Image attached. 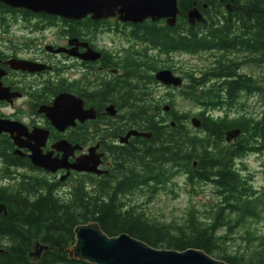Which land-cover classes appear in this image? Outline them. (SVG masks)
Segmentation results:
<instances>
[{
    "label": "trees",
    "instance_id": "obj_1",
    "mask_svg": "<svg viewBox=\"0 0 264 264\" xmlns=\"http://www.w3.org/2000/svg\"><path fill=\"white\" fill-rule=\"evenodd\" d=\"M179 8L181 13L203 9L206 22L191 26L180 19L177 28L147 34L174 38L151 44L163 52L214 59L198 75L184 72L185 89L177 90L199 107V132L185 124L188 113L176 111V95L170 94L169 112L153 106V77L147 74L142 80L136 74L120 88L127 94L122 111L129 125L149 132L151 140L137 143L127 154L124 186L113 191L104 182L92 192L85 186L90 177L65 192L33 177L12 187L0 185V204L7 211L0 214V264H92L71 260L67 253L76 243V228L89 223L109 237L126 234L160 250L197 249L230 264H264V234L254 227L264 221V187L257 189L245 165L240 168L249 155L264 154V82L241 72L244 66H264V0H179ZM141 92L145 99L139 98ZM244 95L259 97V116L240 113ZM233 111L239 115L229 116ZM233 129L241 135L227 143L226 132ZM182 173L194 188L212 185L216 200L203 212L190 207L180 222L160 221L117 198L119 189L133 193L146 186L157 193ZM240 229L245 246L231 250Z\"/></svg>",
    "mask_w": 264,
    "mask_h": 264
},
{
    "label": "flooded vegetation",
    "instance_id": "obj_2",
    "mask_svg": "<svg viewBox=\"0 0 264 264\" xmlns=\"http://www.w3.org/2000/svg\"><path fill=\"white\" fill-rule=\"evenodd\" d=\"M46 1L0 0V185L12 187L33 177L65 192L90 177L85 186L92 192L104 182L114 191L128 177L127 154L151 140L131 134L149 132L125 120L127 94L120 88L136 74L142 80L149 74L155 81L152 105L170 109V94L175 97L178 88L156 75L169 70L179 76L178 54L151 44L174 38L147 31L177 28L180 19L189 23L187 13L182 11L170 27L165 18L134 23L121 20L119 13L66 18L44 10ZM179 77L185 82L184 75ZM155 85L168 91L165 97L153 99ZM51 112L59 113L58 125ZM35 154L55 170L34 166L29 156ZM87 156L100 161L99 172L73 168ZM133 194L119 189L117 198L128 202Z\"/></svg>",
    "mask_w": 264,
    "mask_h": 264
},
{
    "label": "water",
    "instance_id": "obj_3",
    "mask_svg": "<svg viewBox=\"0 0 264 264\" xmlns=\"http://www.w3.org/2000/svg\"><path fill=\"white\" fill-rule=\"evenodd\" d=\"M225 1V0H221ZM41 7L51 14L66 18H81L93 13L95 18H103L120 14L126 22H142L145 19H167L173 27L177 23L180 12L179 0H47ZM207 9L208 5L204 6ZM191 26L205 23L206 17L199 9H191L187 13ZM156 79L166 86L181 88L184 80L169 70L157 73ZM168 112L169 108H164ZM49 117L59 124V113H50ZM191 124L196 129L202 125L198 117H193ZM175 126L174 123H172ZM135 136L150 138L149 133L132 132ZM241 135V130L226 132V142L231 143ZM132 135H130L131 137ZM34 166L53 171L41 155H31ZM99 163L93 162L92 156L79 160L73 168L79 172H99ZM196 165V163H195ZM7 215L6 207L0 204V214ZM76 243L67 250L71 260L85 261L92 264H230L214 258L204 251L188 249L186 251L160 250L138 241L126 234L116 237L107 236L96 223L78 226L75 230ZM2 250H0V253Z\"/></svg>",
    "mask_w": 264,
    "mask_h": 264
},
{
    "label": "rangeland",
    "instance_id": "obj_4",
    "mask_svg": "<svg viewBox=\"0 0 264 264\" xmlns=\"http://www.w3.org/2000/svg\"><path fill=\"white\" fill-rule=\"evenodd\" d=\"M176 59L180 64L179 69H182V71H179V76H183L184 72H194V74L198 75V71L207 67V65L214 60L208 54H201L198 56L178 54L176 55ZM241 72L257 79L260 84L264 82V66H244ZM183 89H185V87ZM167 92L165 88L160 89L157 85L152 87L153 99L156 96L165 97ZM175 95L178 97L176 111L180 114L188 113L190 117L193 118L200 112L197 105L185 100L180 93H175ZM240 104L245 105V111L240 112L241 114L247 113L259 116L263 112L262 103H260L258 96L251 97L244 95L240 99ZM161 113L163 114L162 111ZM215 115L223 116L224 113L216 112ZM236 115H239V112L233 111L229 113L231 117ZM191 118L185 124L192 131L199 132V130L190 123ZM243 165L246 167V170H244L246 175L253 177L254 186L257 189L264 187V154L249 155L240 164L242 170L244 168ZM133 193L134 194L128 200L129 205H139L142 211H145L147 214L163 222H180L185 215V211L190 207L194 206L200 212H203L205 208L209 207L216 200L212 185H196V188H194L187 182V178L183 173L178 175L175 182L163 187L157 193L154 189L152 190L150 188H146L144 191L137 190ZM254 227L259 233L264 234V221L256 223ZM244 234V231L241 229L235 233V242L230 247L231 250H236L240 246H245V243L240 239V236H244Z\"/></svg>",
    "mask_w": 264,
    "mask_h": 264
}]
</instances>
